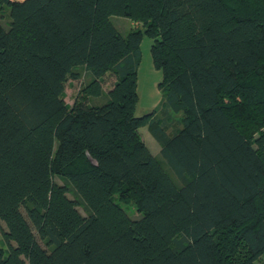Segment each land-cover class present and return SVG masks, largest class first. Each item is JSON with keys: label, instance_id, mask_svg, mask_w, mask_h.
<instances>
[{"label": "trees", "instance_id": "1", "mask_svg": "<svg viewBox=\"0 0 264 264\" xmlns=\"http://www.w3.org/2000/svg\"><path fill=\"white\" fill-rule=\"evenodd\" d=\"M3 8L0 264H264V0H0ZM112 16L133 28L122 35ZM143 35L162 73V109L182 114L172 134L153 113L135 115ZM77 68L91 81L68 106Z\"/></svg>", "mask_w": 264, "mask_h": 264}, {"label": "rangeland", "instance_id": "2", "mask_svg": "<svg viewBox=\"0 0 264 264\" xmlns=\"http://www.w3.org/2000/svg\"><path fill=\"white\" fill-rule=\"evenodd\" d=\"M113 25L118 29V31L125 35L131 28H133V23L127 18L112 16L110 18ZM0 21L7 25L9 18L8 12L5 8L0 9ZM152 40L146 35L142 36L140 43V57L139 62L136 67V91L138 95L137 104L135 107V115L140 117L153 113V117L157 119L162 125L166 133L172 134L179 129L182 119L181 113H174L172 111H164V95L159 88V83L162 80V73L160 70L155 69L152 64L150 55V46ZM76 72L79 77L77 79L68 78L65 82L63 91V100L66 105L71 106L78 92L91 81L90 75L83 68H77ZM114 78L111 74H106L101 79V86L103 92H107L113 85ZM105 101L104 95L101 97L88 98L89 104H101ZM138 134L141 140L144 142L146 147L149 149L150 153L162 162L164 170H167L169 177L173 178L177 185L180 182L172 176L171 171L167 168L164 160L160 156V146L155 141V139L150 135L147 126H142L138 129ZM57 183H61L58 178H55ZM69 198L73 199L72 194L67 195ZM121 207L124 209L126 214L132 218L137 219L140 215L136 211L135 207L131 203L119 202ZM78 211L85 215L82 207H78ZM2 228L5 230L3 224ZM0 248L7 252V245L0 233Z\"/></svg>", "mask_w": 264, "mask_h": 264}]
</instances>
